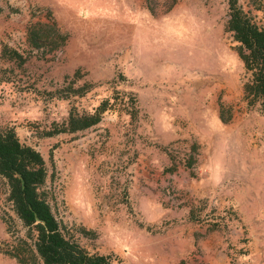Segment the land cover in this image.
<instances>
[{
    "label": "rangeland",
    "instance_id": "rangeland-1",
    "mask_svg": "<svg viewBox=\"0 0 264 264\" xmlns=\"http://www.w3.org/2000/svg\"><path fill=\"white\" fill-rule=\"evenodd\" d=\"M236 5L264 27V0ZM226 13L227 0H0V128L39 152L38 190L89 253L264 264V109L242 97ZM7 192L0 177V264H41Z\"/></svg>",
    "mask_w": 264,
    "mask_h": 264
},
{
    "label": "trees",
    "instance_id": "trees-1",
    "mask_svg": "<svg viewBox=\"0 0 264 264\" xmlns=\"http://www.w3.org/2000/svg\"><path fill=\"white\" fill-rule=\"evenodd\" d=\"M253 1L259 5V0ZM223 30L236 42L234 50L244 73H248L241 83L243 99L249 107L260 105L264 109V27L256 24L249 10L236 5V0H227ZM101 109L98 106L97 112ZM97 120V113L69 115L66 126L53 132L75 131ZM45 176L39 152L20 143L12 128H0V177L6 182L12 211L33 235L34 251L41 264H113L108 255L89 253L66 238L38 190Z\"/></svg>",
    "mask_w": 264,
    "mask_h": 264
},
{
    "label": "crops",
    "instance_id": "crops-1",
    "mask_svg": "<svg viewBox=\"0 0 264 264\" xmlns=\"http://www.w3.org/2000/svg\"><path fill=\"white\" fill-rule=\"evenodd\" d=\"M259 11V10H258ZM258 11L256 10V12L258 13Z\"/></svg>",
    "mask_w": 264,
    "mask_h": 264
}]
</instances>
